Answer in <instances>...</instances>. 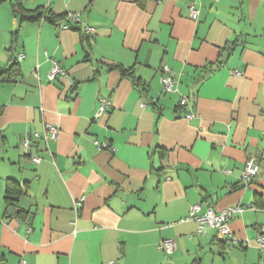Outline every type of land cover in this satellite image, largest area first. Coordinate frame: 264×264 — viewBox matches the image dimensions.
<instances>
[{
  "label": "crops",
  "instance_id": "crops-1",
  "mask_svg": "<svg viewBox=\"0 0 264 264\" xmlns=\"http://www.w3.org/2000/svg\"><path fill=\"white\" fill-rule=\"evenodd\" d=\"M12 2L0 1V71L16 63L19 78L0 82V264H264V0H22L32 16L78 14L67 30L20 21ZM52 61L68 79L47 80ZM45 125L58 137L31 148L34 165L20 140ZM249 159L259 170L245 187ZM11 182L19 218L5 212ZM196 203L241 209L228 222L236 244L182 222Z\"/></svg>",
  "mask_w": 264,
  "mask_h": 264
},
{
  "label": "built area",
  "instance_id": "built-area-1",
  "mask_svg": "<svg viewBox=\"0 0 264 264\" xmlns=\"http://www.w3.org/2000/svg\"><path fill=\"white\" fill-rule=\"evenodd\" d=\"M188 17L192 21H196L198 18L199 11L195 7V3H190L187 6ZM79 15L74 13H66L64 20L57 24V27L61 30L69 29L74 23H78ZM95 30L93 28L86 27L84 29V34L86 36H91ZM23 55L19 54L16 57V61H21ZM235 75H241V73L235 71ZM57 77H62L68 79L66 72L60 68L57 62L52 61L50 70L47 73V80L49 82L55 80ZM160 84L162 87L163 93H172L174 92V87L178 83L175 79L173 72L164 65L161 68ZM17 81V80H16ZM110 101L106 99H101L99 107L97 109L96 116L103 115L110 107ZM181 107L186 105V98H182L179 102ZM144 106V105H141ZM187 119L193 117L191 113L185 115ZM58 127L53 125H45L43 134L39 135L38 133H26L22 136L20 140V146L23 151V155L29 157V160L32 164L38 165L41 161V158L38 156H31V148L38 142H43L45 145H48L50 141H54L58 137ZM95 146L99 149L106 148L107 144H100L99 142H94ZM259 170V166L256 163L255 159H249L245 165V168L241 174L242 185L248 187L250 183L255 179ZM82 198L79 202L76 203V206H79L82 202ZM241 212V209L238 207H229L221 211H214L211 207H205L201 203H196L189 208L187 217H185L182 222H193L196 224V232L198 234L205 235L209 230H213L219 236H225L229 239L231 238V231L228 226L229 220L232 218L234 213ZM260 233L256 237V243L260 250L264 249V226L260 228ZM231 244H236V240H230ZM158 249L166 255H170L175 249V242L172 239L162 240L158 244ZM109 264H117L116 262L111 261Z\"/></svg>",
  "mask_w": 264,
  "mask_h": 264
},
{
  "label": "trees",
  "instance_id": "trees-1",
  "mask_svg": "<svg viewBox=\"0 0 264 264\" xmlns=\"http://www.w3.org/2000/svg\"><path fill=\"white\" fill-rule=\"evenodd\" d=\"M0 1H4V0H0ZM11 9H12V13L15 16H18L20 21L32 20V19H46L54 25H57L58 23L63 21L65 15H66V14H64L60 17H53L50 15L48 16L46 14V10H43L42 12L37 14L36 16H32L29 11L24 9V7L22 5V0H13L12 5H11ZM82 38L85 40L88 39L85 34L82 35ZM15 66H16V63L11 65L9 70H1L0 71V82H10V81L15 82L16 80L19 79L18 76L14 75V73L11 72ZM110 68L111 69L112 68H118L123 76L129 77L131 79V82L136 87V89L139 91V93H141L143 95L145 94L146 88L142 85L140 80H138L134 76L132 69L126 70V69L121 68L120 66H116V67L114 66V67H110ZM72 87L74 90L75 84H73ZM25 157H27V156H25ZM22 194H23V192L21 191L20 187H18L17 183L11 182V184H7V186L5 188L4 197H3V202L5 205V212L10 210L13 212V215L15 217H17V218L21 217L22 212L17 209V201H18L19 196H21Z\"/></svg>",
  "mask_w": 264,
  "mask_h": 264
}]
</instances>
